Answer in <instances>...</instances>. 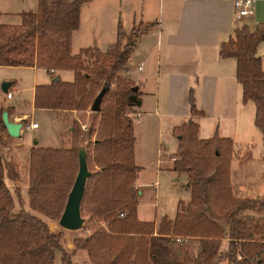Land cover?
I'll list each match as a JSON object with an SVG mask.
<instances>
[{"label":"trees","instance_id":"1","mask_svg":"<svg viewBox=\"0 0 264 264\" xmlns=\"http://www.w3.org/2000/svg\"><path fill=\"white\" fill-rule=\"evenodd\" d=\"M86 1L37 0L35 10L20 11L19 23H0L1 65L73 71L71 80L53 74L48 82L35 84L33 107L82 110L106 87L99 110L89 111L86 130L94 132L91 141L81 142L79 123L73 119L68 147L29 148L27 208L0 133V264H55L56 254L59 264H75L72 256L77 249H84L92 264H216L221 259L227 264H264V196L231 194L232 141L217 134L197 136L191 116L202 111L195 107L191 89L189 117L174 129L178 140L170 164L172 170L185 173L189 198L177 201L171 219L165 215L157 221L137 218L134 179L139 166L133 161L132 120L140 97L123 68L135 37L149 23L133 25L122 43L124 30L118 24L116 39L105 50L88 46L71 54L70 34ZM260 40H264V22L242 24L219 44L218 54L235 58L241 101L253 102V123L264 140V70L255 54ZM1 112L0 130L12 137ZM79 143L85 147L90 172L80 210L100 224L74 238L69 249L61 244V230H49L34 212L58 217L77 170ZM247 157L244 154L242 159ZM5 178L12 182V190ZM222 239L226 248L220 252ZM185 240L194 244L189 248L182 244Z\"/></svg>","mask_w":264,"mask_h":264},{"label":"crops","instance_id":"2","mask_svg":"<svg viewBox=\"0 0 264 264\" xmlns=\"http://www.w3.org/2000/svg\"><path fill=\"white\" fill-rule=\"evenodd\" d=\"M33 1L0 0V23H19L20 11L36 9L37 0L33 9L27 7ZM257 22H264V0H253L252 13L247 16H234L232 0H87L80 5L78 25L70 34V53L74 54L79 48L88 46L105 50L116 39L118 24L127 32L133 25L149 23L147 29L135 37L123 68V73L132 79L140 97L139 103L133 106L132 130L140 124L146 127L143 131L151 133L153 130L151 128L149 131V126L155 125L158 138L163 134L169 138L172 136L177 145L178 138L174 134V129L189 117L187 97L188 90L191 89L195 107L202 111V114L191 116L197 124V136L209 138L217 134L232 141V158L229 163L232 193L235 186L241 188L260 186L261 190L262 185L259 184L264 178L262 167L264 159L261 158L264 140L259 129L254 124L253 127L248 124L250 109L247 108V102L252 101L247 100L243 103L240 101L241 87L235 78V58L220 57L218 54L219 44L227 40L235 28L242 24L252 26ZM255 54L258 55L256 50ZM263 64L260 59L262 70ZM8 66L33 71L30 99L12 100V90H16L14 77H3L2 79L9 83L5 89L0 87V110L6 111L9 120L21 121L26 118L19 135L14 137L13 147L16 148L18 155L24 160L32 145L59 146L67 142L72 117L85 110L33 107L32 98L35 84L48 82L53 74L62 80H71L73 71L71 69L47 71L36 66L0 64V67ZM38 69L45 71L46 77L36 79L34 71ZM64 70L65 73L61 74ZM6 91L10 92L9 97H6ZM252 107L254 115L253 102ZM39 109L50 111L60 124L61 131L57 132L61 139L59 144L48 145L40 142L37 137L33 138L32 142L25 138V130L38 127L24 125L33 121L29 120V117L33 111ZM242 120L246 127L241 125ZM254 129L259 139L256 154L250 152V141L245 136L249 131L254 132ZM134 142L135 136L133 144ZM158 145L160 159L158 168L174 171L166 158L169 154L162 150L163 146L160 143ZM244 154L248 156L246 159H242ZM133 161L136 162L134 147ZM139 171L140 166L134 179L136 201L137 195L143 192L140 188L142 182ZM182 174L184 179L182 184L188 192V196L182 200H186L189 198V191L186 175L183 172ZM261 191L264 192L263 189ZM260 196H264V193ZM137 205L138 219L157 221L160 217L156 218L155 214L148 215L145 208L139 212ZM166 217L171 219L173 216ZM222 241L225 247L226 240Z\"/></svg>","mask_w":264,"mask_h":264},{"label":"rangeland","instance_id":"3","mask_svg":"<svg viewBox=\"0 0 264 264\" xmlns=\"http://www.w3.org/2000/svg\"><path fill=\"white\" fill-rule=\"evenodd\" d=\"M35 6V0L30 4L29 8H34ZM130 34V31L124 32L123 37L126 38V36ZM121 36L120 41L121 43L124 42L125 38ZM123 38V40H121ZM256 52L260 56V59L264 63V40H261L257 43L256 46ZM264 66V64H263ZM136 70H134L135 72ZM36 74V79L46 77L45 71L43 70H36L34 71ZM65 73L64 71H61V74ZM71 77V72L69 74ZM3 77H14L16 79V90H12V100L17 101L18 98L21 99H30L31 95V89L30 86L32 84L33 80V71L25 68H15V67H0V81H4ZM2 79V80H1ZM241 101V100H240ZM246 102V101H245ZM243 103V101H241ZM248 107L250 109V120H248V124L250 123V127H253V107L252 102H247ZM246 103V104H247ZM83 112L79 111L76 113L75 117H72L73 119H77L79 123V136L81 138V142L88 143V140H92L94 136L93 131H87V121L89 119V108L88 106ZM246 111V110H245ZM246 115V113H245ZM29 120H33L37 123L38 127L32 130H25V138L30 139L32 142V139L37 137L39 138V141L48 145H57L60 143L61 139L57 136V132L61 131L60 124L52 113L46 109H39L35 110L31 113V116L29 117ZM71 120V122H72ZM26 122V118L23 119L24 123ZM137 124V123H136ZM71 125V124H70ZM241 125L246 127V123L244 120H242ZM142 127V128H141ZM242 129V126H240ZM152 128V132L148 133L147 131H143V129H146L145 126H141L140 124H137L134 127L133 136H135V142L133 144L134 147V154L136 158V164L140 166V182H142V186L140 187L143 192L141 195H137V206L138 211L141 212L143 208L148 210V215H154L155 217H159L162 215L166 216H173L175 211V205L177 204L178 200L185 199L188 196L187 189L182 184L183 183V174L182 172L177 173L176 171H169V170H163L159 167V160L158 154H159V143L163 146V151L167 154L166 158H168L169 164H171L172 160L171 156L175 150V142L172 138V136L167 137L165 134H163L162 137H157L155 132V125L149 126V131ZM256 129L253 131H249V134H245V136L248 137V140L250 141V152L253 154H256L258 152V137L256 135ZM165 132V130H164ZM0 133L4 140V147L3 152L5 154L6 158H9V160L14 164V168L16 169L18 176L17 179L14 181V183L19 186L21 193L23 195L24 205L27 208V194H26V186H27V165H28V155H25V159L22 160V156L20 157L18 155V152L16 148L13 147L14 137H7L4 135V131L0 130ZM166 133V132H165ZM67 142L61 143L59 146L68 147L70 145V133L68 132ZM31 137V138H30ZM52 143V144H51ZM242 143V142H241ZM59 146H48V147H59ZM45 147V146H42ZM158 148V149H157ZM133 151V149H132ZM171 153V154H170ZM264 164V163H262ZM262 166V165H261ZM234 167V166H233ZM237 166H235L236 168ZM264 168V165L262 166ZM6 185L12 190V182L8 179H4ZM153 181H156L155 183H151ZM25 184V188H23V185ZM262 185V189L264 190V178L263 181L259 184ZM258 186V185H257ZM135 187V186H134ZM231 188V186H230ZM260 186L257 188H252L250 186L241 188L236 187L234 188V191L231 194L234 197H254L259 195H263V191L259 190ZM187 200V199H186ZM184 200V201H186ZM36 213L38 216L43 218L46 221L47 227L51 231H57L61 230V237L60 241L61 244L66 246L67 248L71 249L73 247V239L79 236H82L83 234L89 233L96 224H100L97 220L93 218H89L86 213L80 210L81 216L84 218L83 223L81 227L77 229H66L61 227L57 223L58 217H48L42 213ZM181 236V235H179ZM223 240V239H222ZM225 240V239H224ZM177 242V240L175 241ZM182 244L185 246L189 245L190 248L194 242L185 240L182 242ZM226 247H223V241H221L219 245V251L223 252ZM73 262L75 264H92L89 262L87 255L85 253L84 249H77L76 252L72 256ZM55 264H59L58 260V254H56L55 257ZM216 264H227L224 259L219 260Z\"/></svg>","mask_w":264,"mask_h":264},{"label":"water","instance_id":"4","mask_svg":"<svg viewBox=\"0 0 264 264\" xmlns=\"http://www.w3.org/2000/svg\"><path fill=\"white\" fill-rule=\"evenodd\" d=\"M55 78V77H53ZM8 81H2L0 87L5 89ZM106 87L102 86L93 96L88 108L90 111H98L102 94ZM2 122L7 134L17 137L22 125L21 121L9 120L5 110L1 112ZM35 142V140H33ZM90 172L87 168L85 159V147L82 143L77 146V170L73 177L72 183L67 191L62 209L58 215L57 223L66 229H77L81 227L84 218L80 214V200L85 186V180Z\"/></svg>","mask_w":264,"mask_h":264},{"label":"built area","instance_id":"5","mask_svg":"<svg viewBox=\"0 0 264 264\" xmlns=\"http://www.w3.org/2000/svg\"><path fill=\"white\" fill-rule=\"evenodd\" d=\"M232 7H233V13L234 16H247L252 13L253 9V0H232ZM6 97L10 96V92L6 91L5 93ZM37 125L34 121H29L27 124H25V127H35ZM173 159V157H171ZM176 240H179L178 237L175 238Z\"/></svg>","mask_w":264,"mask_h":264}]
</instances>
